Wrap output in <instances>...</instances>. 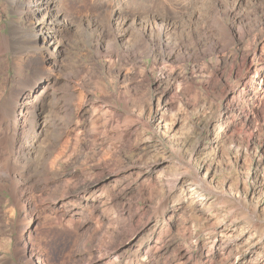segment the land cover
Instances as JSON below:
<instances>
[{"label":"bare ground","instance_id":"1","mask_svg":"<svg viewBox=\"0 0 264 264\" xmlns=\"http://www.w3.org/2000/svg\"><path fill=\"white\" fill-rule=\"evenodd\" d=\"M8 1L19 14L21 21L24 22V20L31 18L36 20L32 23V27L22 28L19 35L15 33L9 36L0 31V52H4V48L10 50L14 46V66L16 67V76L12 77L8 92L6 93V89L5 91L0 90V182L1 178L5 176L13 180L14 176L13 178L7 177V170L15 172L17 169V173L22 177L29 173L22 180L26 182L32 180L35 183V186H33L39 192L37 193L39 194L40 203L36 204L33 197L29 196L30 194L28 195V189L21 187L22 196L20 197L21 199L19 198V204L25 203V219L29 216L32 202H34L35 204L32 207L39 209L40 212H47L45 214L47 215L46 219H54L59 222L61 228L63 227L68 231L71 229V232L73 231L77 235L80 233L78 229H81L86 223L85 210L82 208L84 206L83 203L85 202V206L90 207L91 214L95 213L98 207L105 205V201L100 205L99 203L95 205V201L104 197V189L109 181L100 184L96 183L115 173L114 170L110 169L111 167L106 161V157L116 153L119 148V143L115 144L116 140L118 137H125L128 127L124 126L125 130H121L116 126H110L113 119L117 117L112 116L114 113L112 109L114 108L107 106L97 96L100 92L106 96L110 94L107 85L101 82L97 70L98 66L101 69H108L110 72L115 68L114 65L119 63L122 68L117 69L118 76L124 74V77H127L131 72H135L137 76H142L145 73L147 63L142 61L144 57H152L153 63L160 61L162 64L168 65L170 69L167 71L165 69L161 76L153 79L161 90L160 101L163 99L167 89L173 91L178 89L175 83H178L181 72L175 71L174 67H172L174 64H186L189 61L194 64L202 62L207 64L205 59L215 57L216 63H213L215 64L214 72H219L222 63H230L232 65L231 75L235 76V85L229 91L227 90V102L229 103L226 110L229 111V116L233 118H240L245 115L250 118L254 116L263 117L264 0ZM73 30H76L75 35L80 40L86 41L89 45L87 48L78 49V51L85 57L89 54H94L101 58L102 61L99 64L90 62V68H93V70L82 68L81 66L73 68L69 76L74 84L68 81L65 84L73 89L68 90L70 92L66 91L67 93L57 92L59 90L57 85L60 80L55 76V70L59 69L57 58L61 51L60 49L57 51L56 48L64 43L66 32ZM17 38L20 41L16 47ZM242 44H247V47L239 52V47ZM53 46L55 48L52 50ZM235 49H238V52L234 51ZM126 64H141V70L136 71L129 65L130 68H127V71L122 73ZM27 66L31 72H26ZM132 78H135V76ZM112 80L116 84L113 92L117 100L116 106L127 109L130 103L129 98L131 97L128 95L132 94L130 91L132 88L119 80L116 81L114 78ZM49 99H51L52 103L48 107L47 100ZM70 99L73 100L72 103L69 102ZM75 99L78 103L74 102ZM241 100H247L249 103L247 106L241 107L239 111L236 110L237 106L235 105L240 104ZM84 106L86 107L83 108ZM47 109H50L48 117L42 120L43 114ZM116 113H114L115 116ZM50 115L54 117H50ZM61 115L63 116L61 117ZM64 117L74 121L75 124L72 126L65 124ZM154 119L156 122L164 121V112L158 109ZM135 121H138V118L130 117V119H125V122L122 123L129 126L131 125L130 123ZM115 123L118 122L116 121ZM48 130L57 132V139H65L63 141L64 148L61 151H64L65 147L69 146V143L74 142L75 147L82 148L85 145L84 147L88 148L91 153H87L83 157L85 162L88 163V167L84 166L83 169L86 173L85 178L78 182H75L73 178L72 181L74 183H72L70 172H68L62 179L52 182L60 184H54V187L56 185L55 189L57 191L61 189V194H53L49 197L44 187H37V185L42 183V177L34 178H36L37 174L53 173V168L39 173V170L43 167H40V164L38 165L32 159L37 140ZM134 132L135 130L128 132L130 137ZM87 138H90L89 143L86 142V140L88 141ZM100 141L101 143L107 141L108 145L98 149ZM94 156L97 157L94 158ZM4 162L8 163V167L3 166ZM102 164L103 166H101ZM107 167L108 169H106ZM46 173L43 175H47ZM198 173L194 174L195 177L191 180L192 182L189 186L182 182L178 187L181 188L182 192L189 194L192 199L197 198L198 196L196 195L200 191L208 190L209 186L207 179ZM47 178H49V175ZM177 181H173V187L178 184ZM18 186V184H13L11 189L17 190ZM33 196L35 197V195ZM200 199L202 198L200 197ZM106 209L107 207H105ZM165 212H167V208ZM39 215H32L28 229H25L17 237L16 243L17 246H20L18 252L23 255H15V257L20 262L25 260V264H54L49 261L47 255L41 250L40 242H33L36 227H31V225L33 218L40 219ZM96 215L85 227L87 230H92L95 234L102 230L104 226L99 215ZM136 217L135 214L129 215L128 219L131 220V224L128 222L129 226H134L140 220ZM110 220L112 221V219ZM156 221L155 231L151 234H156L157 237L154 242H149L147 249L144 243H137L135 240L126 244L134 237L135 231L142 224H136V229L129 233H127L129 231L126 230L127 227H114L115 234L122 239L112 248V252L107 249L111 244L103 248L99 246L92 249V255H63L64 258L62 256L63 260L59 263L182 264L187 262L188 264H200L195 259L191 260L192 255L188 257L189 250L187 248L179 247V249H175L177 247L172 245L175 234L172 230L165 229L164 217H156ZM250 221V219L247 221L249 226L252 224ZM157 224L160 225L157 226ZM254 227H258V225L255 224ZM231 229V224H223L213 236V244H217L215 240L218 239L219 233L222 237L225 236V239L220 238L217 244L221 250L220 253L230 254L233 250V242L230 238H226L230 236ZM257 230L255 229V231ZM126 234L128 235L126 236ZM249 234L251 239L244 253L241 255H232L231 253L226 256L228 258L233 257L230 264H242V261L246 262L248 258L253 256L264 261V236L256 237V233L253 231L249 232ZM87 238H89L88 241L92 240V236ZM177 251L178 253L176 254ZM211 251L210 249V251L202 253L206 256L205 263L213 262L219 255V253L210 255ZM124 252L128 254L124 255ZM173 252L174 255H172ZM10 262L11 264H16L13 259Z\"/></svg>","mask_w":264,"mask_h":264},{"label":"rangeland","instance_id":"2","mask_svg":"<svg viewBox=\"0 0 264 264\" xmlns=\"http://www.w3.org/2000/svg\"><path fill=\"white\" fill-rule=\"evenodd\" d=\"M35 21V18L21 21L19 14L12 8L10 2L0 0V31L5 35L11 36L15 33L19 35L22 28L32 27V23ZM75 32L76 30L66 32L64 43L56 48L57 51L59 49L61 51L57 58L59 69L55 70V76L60 80L57 85L59 90L56 88L57 92L67 93L70 92L68 90L73 89L65 85L67 81L74 84L69 76L73 68L81 66L93 70L90 68V62L99 64L102 61L94 54L85 57L78 51V49L87 48L89 45L86 41L80 40ZM19 41L17 38L16 47ZM246 47L247 44H242L239 47V52ZM54 48L55 46L52 47V50ZM14 49L12 46L10 50L4 48L5 51L0 52V90L5 91L6 89V93L11 86L12 77L16 76ZM234 51L238 52V49ZM142 61L147 63V70L142 76H137L135 72H131L127 77H124V74L118 76V70L122 68L119 63L114 65L115 68L110 72L97 65L101 82L107 85L110 93L106 96L100 92L97 96L107 106L114 108L112 112H117L116 116L114 113L110 114L119 118L113 119L110 126H116L121 130H125L124 126H127L128 132L135 130L131 137L128 132L124 138L118 137L115 144L119 143V148L114 155L106 157L110 169L115 173L96 183L109 181L104 189V197L95 201V205L98 203L100 205L103 201H105V205L98 207L97 211L91 214L90 207L85 206V202L83 203L86 223L85 226L78 229L80 233L76 235L73 231L71 232V229L69 232L67 229L61 228L59 222L54 219H46L47 212H40L39 209L32 207L33 204L40 202L39 192L34 187L35 183L32 180L29 182L22 180L29 173L22 177L17 173V169L15 172L7 170V177L13 178L14 176V178L11 180L5 176L1 178L0 182L1 264H11V259L16 264H25V260L20 262L15 257V255H23L18 252L20 246H17L16 240L25 229H28L29 222L32 220L31 216L39 214L41 215H39L40 219L33 218L31 225V227H36L33 242H40L41 250L54 264L61 262L64 258L63 255H92V249L99 246L103 248L111 244L107 249L112 252V248L122 239L115 234L114 227H127L126 230H129L127 233H129L136 229V224H142L135 231L134 237L126 244L135 240L137 243H144L147 249L149 242L152 243L156 240L157 235L151 233L155 231L156 217L159 216L165 219V229L168 228L175 234L172 244L177 247L175 249L187 248L189 250L188 257L192 255L191 260L195 259L200 264H230L233 257L226 256L231 253L232 255H241L245 252L251 239L249 232L256 233V237L264 236V114L263 117L254 116L252 118L246 117V115L240 118L229 116L230 113L226 110L229 103L227 102V90L229 91L235 85V76L231 75L232 65L222 63L219 72L216 73L214 72L215 64H213L216 63L215 57L205 59L207 64L203 62L194 64L191 61L186 64L176 63L172 67L176 72H181L178 83H175L178 89L175 91L167 89L163 99L159 101L161 90L153 79L161 76L165 69L167 71L170 68L160 61L153 63L152 57H144ZM129 65L136 71L141 70V64H126L122 73L130 68ZM26 72H31L28 66ZM133 76L135 78H132ZM112 78L126 83L132 88L130 90L132 94L128 95L131 97L127 109L116 106L117 100L113 95L116 84ZM69 102L72 103L73 100L70 99ZM74 102L78 103L76 99ZM50 103H52L51 99L47 100L48 107ZM248 103L247 100H241L240 104L235 105L237 106L236 110L240 111L241 107L247 106ZM122 105L124 104L122 103ZM158 109L164 112V121L156 122L154 119ZM49 111L50 109L45 111L42 120L48 117ZM53 115L55 116V114ZM54 116L50 115V117ZM130 117L138 118V121L130 123L129 126L123 124L125 119H130ZM63 120L65 124L71 126L75 124L74 121H70L66 117ZM116 121L118 123H115ZM57 134L51 130L45 131L37 140L32 154L35 163L43 167L39 173L53 168V173L37 174L38 176L36 175L34 178L42 177V183L37 187H44L48 197L53 194H61V189L57 191L56 185L54 187V184H60L52 182L62 179L68 172H70L71 181L73 178L75 182L84 179L86 173L83 169L88 163L83 157L87 153L91 154L89 149L84 147L85 145L82 148H77L74 142L69 143V146L61 151L64 148L63 141L65 139H57ZM87 139L86 142L89 143L90 138ZM105 145H108L107 141L104 143L100 141L97 148L100 149ZM96 157L94 156V158ZM3 166L8 167V163L4 162ZM196 173L207 179L209 186L208 190L200 191V196L198 194L197 198L192 199L189 194L182 192L178 187L182 182L189 186ZM48 175L49 178H47ZM174 180H178L175 187H173ZM13 184L19 185L17 190L11 189ZM21 187L28 189V195L33 197L34 202L36 201L32 202L31 208L29 207L31 210L29 216L26 217L27 221L24 215L25 203L19 204L22 196ZM202 202L204 203L201 204ZM105 207H107L106 210ZM166 208L167 212H165ZM96 214L99 215L104 226L95 234L85 227L90 220L97 216ZM130 214H135L136 218L140 219L134 226H129L131 224V220L128 219ZM249 219L252 223L250 226L247 223ZM223 224L232 226L230 236L226 237L233 242V250L230 254L220 253L221 250L217 244L220 238L225 239V236L222 237L220 233L218 239L215 240L217 244H213V236ZM255 224L258 227H254ZM159 225L157 224V226ZM255 229L258 230L255 231ZM90 236H92V240L88 241L87 237ZM210 249L212 250L210 255H216V253L219 255L213 262L205 263L206 256L202 253L210 251ZM124 253V255L128 254ZM255 257L248 258L246 262L242 261V264H264L263 260Z\"/></svg>","mask_w":264,"mask_h":264}]
</instances>
